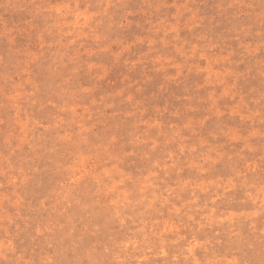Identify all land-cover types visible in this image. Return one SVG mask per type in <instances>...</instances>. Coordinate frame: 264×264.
I'll use <instances>...</instances> for the list:
<instances>
[{
  "label": "rangeland",
  "instance_id": "rangeland-1",
  "mask_svg": "<svg viewBox=\"0 0 264 264\" xmlns=\"http://www.w3.org/2000/svg\"><path fill=\"white\" fill-rule=\"evenodd\" d=\"M0 264H264V0H0Z\"/></svg>",
  "mask_w": 264,
  "mask_h": 264
}]
</instances>
